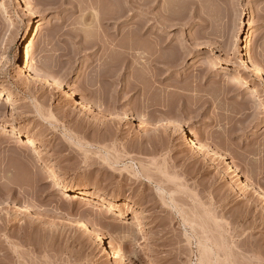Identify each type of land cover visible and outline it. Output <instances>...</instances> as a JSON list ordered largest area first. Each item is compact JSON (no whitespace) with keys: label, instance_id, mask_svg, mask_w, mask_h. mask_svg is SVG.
<instances>
[{"label":"rangeland","instance_id":"374dc122","mask_svg":"<svg viewBox=\"0 0 264 264\" xmlns=\"http://www.w3.org/2000/svg\"><path fill=\"white\" fill-rule=\"evenodd\" d=\"M18 52L97 108L29 84ZM172 123L264 191V0H0V264H198L205 247L264 264V204Z\"/></svg>","mask_w":264,"mask_h":264},{"label":"bare ground","instance_id":"6f19581e","mask_svg":"<svg viewBox=\"0 0 264 264\" xmlns=\"http://www.w3.org/2000/svg\"><path fill=\"white\" fill-rule=\"evenodd\" d=\"M62 5H64V4L62 3ZM249 62H250V65L252 67V69H251L252 72H254V74L256 76L261 75L259 67L253 61H249ZM15 64H16V69L18 70L20 76L22 78L26 79L29 84H32V85L33 84L38 85V84H42V83L47 84L48 86L54 88L59 94H63L67 98H70L71 100H75L76 107H78L84 111H89V110L92 111L93 109L97 108L95 106V104L89 103L88 100L84 96L80 95L78 92H76L73 89L67 88L63 83H60L58 81L57 82H54V81L51 82L49 80L45 81L42 78L35 75V73H33L27 67L22 52H18V54L15 58ZM135 120H136V118L132 117L131 115L125 117V121H127L128 123L131 121H135ZM167 128L170 129L174 135L182 136V140L184 142L191 143L192 146H194L200 153H202L204 155L205 154L206 155H208V154L212 155V157H214L217 161L224 163L226 165L228 171L233 175L234 179H236V180H238L244 184H248L250 190L254 193V197L258 201H260L262 204H264V191L259 186L254 184L250 179L244 177L243 174L241 173V171L238 168H235L233 166V164L231 163V161L225 155L211 149L203 141L196 139L189 130L183 129L178 123H172L171 125L167 126ZM23 141H24V144H27L34 149V156L36 158H38L40 161H42L43 167L50 173L53 180H55L58 183V185H60L65 190H70L71 188H73L75 186L74 182L67 181L66 179H64V177H62L59 174V172L57 171L56 166L51 161L46 159L45 152L39 146L40 141L36 136H34L33 134H30V133H27V135L24 136ZM90 196H92V195L88 190H81L80 194L76 195L74 198L79 199L83 202V201H87L88 197H90ZM23 211L26 215H29V216L32 213L31 209L27 208V207H24ZM123 224H124V226H126L127 222L125 221ZM92 227L94 228L95 232L98 235H100L98 230L94 226H92ZM100 237H101V235H100ZM104 239L102 240V243H101V250L104 251V253L106 255H109L111 258H114L115 255H113L112 252L109 250V245H108L107 241ZM201 246H204V245H201ZM204 247H203V250H204ZM206 249L207 248L205 247V250L202 253H200V251L198 249V252L200 253L199 257L202 256V258L199 260L200 263H198V264H204V261L207 263L208 259H209L208 262H210V258L208 255L209 253L207 252ZM206 252H207L208 256L206 255Z\"/></svg>","mask_w":264,"mask_h":264}]
</instances>
